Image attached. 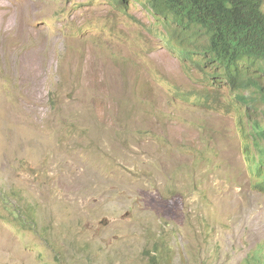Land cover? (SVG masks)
<instances>
[{"label":"rangeland","instance_id":"obj_1","mask_svg":"<svg viewBox=\"0 0 264 264\" xmlns=\"http://www.w3.org/2000/svg\"><path fill=\"white\" fill-rule=\"evenodd\" d=\"M18 1L0 0L20 6L0 36V264H264L242 136L263 97L245 120L177 98L203 76L156 50L170 31L139 4L125 24L111 0Z\"/></svg>","mask_w":264,"mask_h":264},{"label":"clouds","instance_id":"obj_2","mask_svg":"<svg viewBox=\"0 0 264 264\" xmlns=\"http://www.w3.org/2000/svg\"><path fill=\"white\" fill-rule=\"evenodd\" d=\"M22 1L13 3L18 4ZM29 1L35 6L36 0ZM130 4H139L143 10L155 18L157 22L154 23L162 24L160 22L162 21L170 31L167 36L160 39L159 45L161 46L156 47V50L162 49L167 53L175 54L185 67L189 66V68L197 70L203 76L192 77L188 70H186L187 75L192 80H195L199 87L190 89L187 92H182L175 88L173 90L176 92L177 98L206 109L210 108L212 104H216L223 109H232L236 115L242 116V120L253 115V112L250 110H256V107L251 103L252 98L247 90L252 89V95L257 98L263 97L264 99V89L262 86L264 74L261 72L251 73L235 81L219 78L217 76V62L213 54L209 52L212 45H214V34L211 30L200 23L191 22L187 16L179 17L182 20V23H179L173 18V14L163 15L156 13L153 8L162 9L163 7L161 8L159 2L155 0H111V5L118 12L117 15L125 20V24L132 18L129 9ZM156 34L159 37L162 36V32ZM137 54L149 66L148 68H150L155 82L161 88L166 89L168 94L169 85L165 78L156 71L157 64L155 63V66L150 65V60L153 57L146 56L139 51ZM228 92H234L233 100L237 101V103L234 104ZM155 93L161 96L162 99L167 96L164 91L156 90ZM255 93L258 94L255 95ZM197 96L208 98L210 106L207 108L202 102H192L191 98ZM222 100L223 103H221ZM242 136L245 143L246 156L253 174L254 187L257 191L262 192L264 191V128L261 123L256 124L253 130L244 126Z\"/></svg>","mask_w":264,"mask_h":264},{"label":"trees","instance_id":"obj_3","mask_svg":"<svg viewBox=\"0 0 264 264\" xmlns=\"http://www.w3.org/2000/svg\"><path fill=\"white\" fill-rule=\"evenodd\" d=\"M158 14H173L200 23L213 32L210 53L217 62V76L235 81L244 75L264 74V8L262 0H155ZM164 4V5H163ZM8 203V200L1 195ZM13 218L23 227H36V220L16 208ZM22 228H20V231ZM156 264V263H152Z\"/></svg>","mask_w":264,"mask_h":264},{"label":"bare ground","instance_id":"obj_4","mask_svg":"<svg viewBox=\"0 0 264 264\" xmlns=\"http://www.w3.org/2000/svg\"><path fill=\"white\" fill-rule=\"evenodd\" d=\"M8 5H17V4H8ZM29 6H30V4H29ZM29 9H30V7H29ZM13 14H14V16H13ZM19 19H20V6L16 8L15 12H13L5 4H0V36H3V38L5 39V36L9 35L11 27L14 24H16L19 21ZM7 38H9V37H7Z\"/></svg>","mask_w":264,"mask_h":264}]
</instances>
